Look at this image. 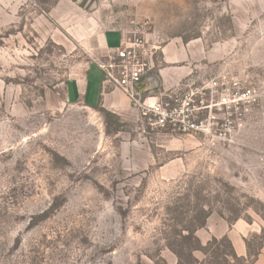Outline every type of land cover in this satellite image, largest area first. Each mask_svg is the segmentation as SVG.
<instances>
[{"label":"rangeland","instance_id":"rangeland-1","mask_svg":"<svg viewBox=\"0 0 264 264\" xmlns=\"http://www.w3.org/2000/svg\"><path fill=\"white\" fill-rule=\"evenodd\" d=\"M58 1L0 0V264H177L170 245L181 247L202 210L211 227L219 218L247 227L245 264H255L248 253L264 252V0H97L91 14L99 32L148 40L161 88L218 75L252 88L222 135L152 132L136 111L117 127L99 109L67 104L63 84L92 56L56 23ZM171 43L192 56L164 65ZM171 67L187 74L167 87L160 71Z\"/></svg>","mask_w":264,"mask_h":264},{"label":"built area","instance_id":"built-area-1","mask_svg":"<svg viewBox=\"0 0 264 264\" xmlns=\"http://www.w3.org/2000/svg\"><path fill=\"white\" fill-rule=\"evenodd\" d=\"M155 49L133 33L102 60L103 87L124 94L139 122L152 132L185 135L225 133L233 115L240 116L254 100V90L226 75L187 79L173 88L144 87L154 69ZM153 76V75H152Z\"/></svg>","mask_w":264,"mask_h":264},{"label":"crops","instance_id":"crops-1","mask_svg":"<svg viewBox=\"0 0 264 264\" xmlns=\"http://www.w3.org/2000/svg\"><path fill=\"white\" fill-rule=\"evenodd\" d=\"M98 3L99 1L97 0H59L52 9V12L60 13L55 18L56 23L65 28L68 36L74 41L83 45L85 49L90 50L92 56L91 64L65 81L63 84V97L69 105H82L92 109L101 107L117 115L119 118L122 115L126 118L130 114L133 115L135 109L132 108L130 101L120 91L112 90L110 87H107L105 90L103 87V73L97 66V61H99L98 55L104 53L107 56L111 50L120 45V41L124 38V35L122 32L113 29H106L103 32L98 31L97 27H95L97 26V19L94 15H91L97 10ZM65 11H71L77 16L71 19L67 15H64V21H62L60 18ZM191 56V50L189 49L187 52L181 44L171 43L163 46L161 49L163 63L167 66L176 65V63L185 61ZM95 57L96 59H94ZM93 67L101 72V76L94 74ZM160 73L162 74L164 84L169 87L187 74V69L186 67H171L168 70H161ZM152 75L145 80L144 87H153L154 78L160 84L157 77ZM219 219L213 223L214 227H211V220H207L206 228L209 233L202 237L197 232V238L203 244L207 243L208 238L214 237L219 239L227 237L236 255L245 258L247 255L245 240L249 230L244 224L238 222L229 229L227 224L221 218ZM255 264H264V252L259 254Z\"/></svg>","mask_w":264,"mask_h":264},{"label":"trees","instance_id":"trees-1","mask_svg":"<svg viewBox=\"0 0 264 264\" xmlns=\"http://www.w3.org/2000/svg\"><path fill=\"white\" fill-rule=\"evenodd\" d=\"M101 112L118 124L119 127L120 118L105 109L99 107L97 108ZM203 218L200 220L199 224L195 228L186 229V234H181L179 239L181 240V247L174 248L170 245V249L175 254L178 259L177 264H245L246 259L238 257L233 249V246L227 237H222L221 239L212 238L208 243L203 246L199 239L195 235L197 228H203L206 224V219L211 214L209 210H202ZM47 217V213H43L37 218ZM247 249L249 248L248 240H245ZM214 246V249L210 251L209 249ZM222 248V249H221ZM210 251V255L208 253ZM200 252L205 259H198L194 256V253ZM249 256L255 258L259 253H248ZM208 256V257H207Z\"/></svg>","mask_w":264,"mask_h":264},{"label":"water","instance_id":"water-1","mask_svg":"<svg viewBox=\"0 0 264 264\" xmlns=\"http://www.w3.org/2000/svg\"><path fill=\"white\" fill-rule=\"evenodd\" d=\"M153 82H154V85L153 86L156 87L158 85V82H157V80L155 78L153 79Z\"/></svg>","mask_w":264,"mask_h":264}]
</instances>
